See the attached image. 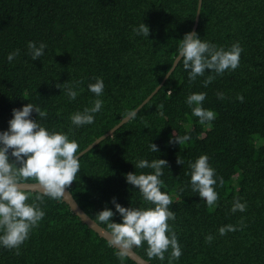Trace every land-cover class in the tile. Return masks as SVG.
Returning <instances> with one entry per match:
<instances>
[{
    "label": "trees",
    "instance_id": "16d2710c",
    "mask_svg": "<svg viewBox=\"0 0 264 264\" xmlns=\"http://www.w3.org/2000/svg\"><path fill=\"white\" fill-rule=\"evenodd\" d=\"M198 6L199 0H0V130L7 129L13 108L31 102L46 112L38 117L33 110L32 118L68 132L81 152L161 84L179 40L193 29ZM142 21L150 27L148 38L132 31ZM195 32L225 48L239 42V66L211 72L214 78L205 84L211 70L189 80L181 60L134 118L80 157L69 190L108 229L96 212L106 202L115 211L114 196L124 206H147L125 174L152 170H136L133 163L141 157L166 159L161 190L172 197L175 220L168 222L182 249L171 264H264V0H202ZM30 40L46 44L38 59L28 54ZM17 49L8 61V53ZM95 77L104 80L102 108L92 124L77 127L70 114L92 105L96 96L88 84ZM64 82L79 90L76 99L56 86ZM193 92L206 93L203 106L214 110V120L201 124L192 115L186 98ZM173 134L190 139L169 143ZM150 141L159 152L149 151ZM201 154L223 178L214 186V206L190 187L189 162ZM28 192V202L40 194ZM236 199L245 203L244 211H231ZM37 202L45 216L19 251L0 246V264H137L119 256V249L90 229L62 197ZM113 219L121 218L117 213ZM228 224L235 230L221 235L219 227ZM133 248L152 264H169L171 248L164 260L149 258L146 242Z\"/></svg>",
    "mask_w": 264,
    "mask_h": 264
},
{
    "label": "clouds",
    "instance_id": "9594fccd",
    "mask_svg": "<svg viewBox=\"0 0 264 264\" xmlns=\"http://www.w3.org/2000/svg\"><path fill=\"white\" fill-rule=\"evenodd\" d=\"M132 31L148 38L150 27L142 21L138 26H133ZM179 42L176 61H183L189 80H195L197 76H203L206 70H211L204 81L205 84L214 78L211 75L213 71L221 74L225 70L236 69L243 51L239 42L225 48L203 39L195 31L186 32ZM27 48L28 54L35 60L44 54L46 44L41 41L37 46L35 41L30 40L27 42ZM18 53V49L8 53V61H12ZM169 69V72L175 70V65H170ZM66 82L56 86L61 88L69 99H76L79 90L68 86ZM88 90L96 96L92 105L70 114L71 123L77 127L92 124L94 114L101 110L103 78L95 77V82L88 84ZM217 95L222 96L223 93ZM205 97V92H193L186 98L192 115L198 117L201 124L211 122L216 115L214 110L203 106ZM237 99L242 101L244 97L237 94ZM33 110L38 113V117L46 116V112L39 106L28 102L22 107L13 108L7 129L0 130V246L15 248L17 251L28 239L30 230L45 216L44 209L37 201L42 202L44 196L59 200L80 171L79 142L70 139L68 132L49 129L38 119H33ZM135 115V111L127 114L132 118ZM189 139L188 134H173L169 143L180 144ZM148 148L150 152L160 151L158 145L152 141L149 142ZM178 163L182 164L179 157ZM133 164L136 170H152L139 173L130 171L125 174L126 183L138 188L143 201L148 202L147 206L137 207L131 202L129 206H124L114 196L111 203L115 211L108 207L106 202V206L96 212L97 219L105 223L110 230V243L120 246L119 256H125L129 248L139 247L146 242L145 251L149 258L164 260L165 252L171 248V264L172 259L181 256L182 249L176 232L168 222L175 220V211L169 207L173 203L172 197L168 192L161 190L164 183L161 177L164 167H168V161L160 157L151 160L141 157ZM189 167L191 190L198 193L207 205L214 206L218 199L214 186L217 185L218 179L223 183V178L217 177L216 169L209 163L207 154H201L194 161H190ZM29 179L37 181L42 190L31 202H28L31 193L26 191L23 183ZM245 207V203L236 199L231 211H244ZM117 213L120 215V222L113 219ZM232 230H235V226L231 224L220 226L218 229L221 235ZM206 239L211 241L213 237L209 234Z\"/></svg>",
    "mask_w": 264,
    "mask_h": 264
},
{
    "label": "water",
    "instance_id": "95a60500",
    "mask_svg": "<svg viewBox=\"0 0 264 264\" xmlns=\"http://www.w3.org/2000/svg\"><path fill=\"white\" fill-rule=\"evenodd\" d=\"M201 7H202V0H199V6H198V11H197V16H196V21L195 24L193 26L192 31H196L197 26H198V22H199V17H200V11H201ZM179 63V60L174 61L173 65H175V68L177 67ZM170 71V70H169ZM174 71V69H173ZM168 72L166 74V76L164 77L163 81L161 82V84L159 86H157L155 88V90L134 110L135 113L137 114L139 112V110L146 104L148 103L152 97L161 89V87L163 86V84L165 83V81L168 79V77L171 75V73L173 72ZM127 117V118H126ZM124 117L117 125H115L112 129H110L107 133L103 134L102 136H100L99 138H97L94 142H92L89 146H87V148H85L84 150L81 151V156L83 154H85L86 152H88L89 150H91L92 148H94L96 145H98L101 141H103L104 139H106L107 137L111 136L116 130H118L121 126H123L125 123L129 122L132 117H128L126 116ZM80 156V157H81ZM25 189L27 191H32V192H40L41 193V188L38 182H23ZM62 200L64 202H66L69 207L71 208V210L75 213V215H77L85 224L88 225V227L90 229H92L94 232H96L100 237L106 239L108 242L111 241L112 237L110 234V231L108 229H106L105 227H103L102 225H100L99 223H97L92 217H90L79 205V203L77 202V200L74 198L73 194L71 193V191L68 189H66V192L64 193V195L62 196ZM115 248L120 250V246L116 245L114 243H111ZM131 260H133L134 262H136L137 264H152L150 261L146 260L145 258H143L140 254H138L133 247L129 248L127 250V254H126Z\"/></svg>",
    "mask_w": 264,
    "mask_h": 264
}]
</instances>
